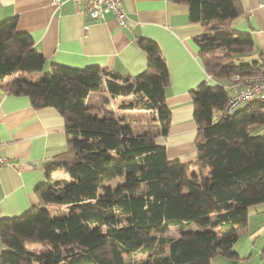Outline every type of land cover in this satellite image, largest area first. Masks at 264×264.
Returning a JSON list of instances; mask_svg holds the SVG:
<instances>
[{"label":"trees","instance_id":"obj_1","mask_svg":"<svg viewBox=\"0 0 264 264\" xmlns=\"http://www.w3.org/2000/svg\"><path fill=\"white\" fill-rule=\"evenodd\" d=\"M171 1L186 4L190 20L201 24L198 54L219 81L190 91L197 125L190 161L170 159L156 141L170 131L171 109L169 70L155 40L138 37L148 62L135 75L54 63L32 81L24 74L43 70L45 55L19 29L18 15L0 21V87L29 96L36 109L56 108L67 133L65 150L43 163L39 203L0 218V264H135L138 252L147 255L140 264H212L220 256L237 264L249 207L264 202V135L250 130L264 123V104L217 115L235 77L264 74V58H248L254 38L232 26L241 0ZM102 88L113 97L139 96L119 107L153 113L159 130L136 132L113 109L96 112L86 99ZM173 226L180 234L166 235ZM35 243L40 247L30 248Z\"/></svg>","mask_w":264,"mask_h":264},{"label":"crops","instance_id":"obj_2","mask_svg":"<svg viewBox=\"0 0 264 264\" xmlns=\"http://www.w3.org/2000/svg\"><path fill=\"white\" fill-rule=\"evenodd\" d=\"M122 1L128 16L126 26L118 23L113 12L95 20L73 0H62L58 6L51 0H0V21L19 16V29L31 34L36 49L46 57L43 71L50 70L54 63L78 68L98 64L135 75L145 70L148 62L138 37L155 40L169 70L166 101L171 109L170 131L159 134L156 141L166 147L170 159L194 160L197 125L190 91L204 81L219 83L207 74L198 54L194 38L201 32V24L190 20L186 4L171 0ZM241 3L243 12L232 26L252 34L255 48L248 58H264V0ZM85 25L89 26L86 32ZM101 91V95H94L104 100L100 107L113 109L136 130L138 123L132 114L142 111L119 108L132 96L122 97L115 105L111 104L114 97L103 88ZM66 143L65 119L56 108L36 109L29 96L0 87V154L8 158L0 166V218L21 215L39 203L35 189L47 181L43 163L64 151ZM61 174L57 171L54 176ZM237 252V264H264V202L249 207L248 225L241 232ZM213 261L231 264L221 256Z\"/></svg>","mask_w":264,"mask_h":264},{"label":"built area","instance_id":"obj_3","mask_svg":"<svg viewBox=\"0 0 264 264\" xmlns=\"http://www.w3.org/2000/svg\"><path fill=\"white\" fill-rule=\"evenodd\" d=\"M77 5L89 13L95 20H102L106 13L113 12L115 18L121 26L127 25V13L123 9L122 0H73ZM54 5H61L62 0H51ZM88 25L84 26V31L88 30ZM238 80L232 84L234 93L230 96L228 104L223 112L217 115L218 118L228 115L246 103L258 100L264 104V74H249L244 78L235 77ZM8 162V158L0 154V166Z\"/></svg>","mask_w":264,"mask_h":264},{"label":"rangeland","instance_id":"obj_4","mask_svg":"<svg viewBox=\"0 0 264 264\" xmlns=\"http://www.w3.org/2000/svg\"><path fill=\"white\" fill-rule=\"evenodd\" d=\"M45 71L43 70H37L31 73H25L24 77L32 80V81H37L39 78H41V76L43 75ZM222 82L224 83H228L227 80H222ZM231 95L233 94V90L230 91ZM102 91L100 89L97 90H93L91 91V94L89 96V98L86 99V101L88 102V104L96 110V112H102L103 108H101L100 106L103 107V102L104 100L101 98H94V95H101ZM122 97H129V96H115L114 98H112V102L111 104H115L118 105V100L121 99ZM139 98V96H136ZM136 97H131L130 99H136ZM120 108V107H119ZM141 110V109H140ZM142 112L139 113H134L132 114V117L137 121L138 124L135 125V127L137 128L135 131H144L143 129H139V125L142 127H146L145 130H151L152 132H157L159 130V124L156 120H154L153 118V113L147 111V110H141ZM116 113V112H115ZM251 132L252 134H263L264 135V123L259 124V125H252L251 126ZM117 181V180H116ZM115 182H111L112 185H114ZM194 227V226H193ZM196 227V225H195ZM180 234L179 229L175 226L171 227L168 232L166 233V235H170V236H178ZM31 247H40V244L35 243L34 245L30 246ZM146 254L143 252H138L136 255L133 256V260L135 261V264H140L141 261H143L146 258ZM214 264H217L215 261H213Z\"/></svg>","mask_w":264,"mask_h":264}]
</instances>
